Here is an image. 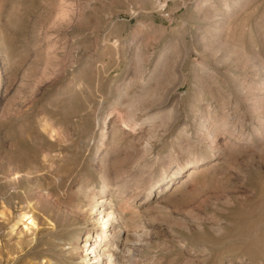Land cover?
Wrapping results in <instances>:
<instances>
[{
	"label": "rangeland",
	"instance_id": "374dc122",
	"mask_svg": "<svg viewBox=\"0 0 264 264\" xmlns=\"http://www.w3.org/2000/svg\"><path fill=\"white\" fill-rule=\"evenodd\" d=\"M102 175L137 264H264V0H0V264H84Z\"/></svg>",
	"mask_w": 264,
	"mask_h": 264
},
{
	"label": "bare ground",
	"instance_id": "6f19581e",
	"mask_svg": "<svg viewBox=\"0 0 264 264\" xmlns=\"http://www.w3.org/2000/svg\"><path fill=\"white\" fill-rule=\"evenodd\" d=\"M224 6L226 15L237 8L227 4H224ZM153 117L155 116H150L149 119ZM127 123L128 121L123 122V125L126 126ZM104 126L105 122L103 121L102 136L105 133ZM111 180L113 181V179ZM111 180L102 175L101 191L97 193L92 188H86L77 204L73 207V214L82 221L84 226V242L81 246L84 252L82 255L86 259L84 264H137L139 252L141 251V242L146 237L144 235V225L139 219L142 216L140 214L142 210L140 211L138 207H135L132 211L129 208L128 211L125 207L116 208L112 204V198L121 199L124 196L127 199L129 195L126 194L128 190L122 189L126 186L125 183L116 182L118 179L114 180V182H111ZM148 197L149 194H147L146 198ZM147 201L140 202L138 205H144ZM149 204H154L155 208L161 207L160 201H152L151 199ZM24 219H29L27 227L35 225L31 215L22 211L19 214L18 221ZM166 228L169 229L168 227ZM169 232L175 236L171 229H169ZM181 242L180 239L177 240L180 246H182Z\"/></svg>",
	"mask_w": 264,
	"mask_h": 264
}]
</instances>
